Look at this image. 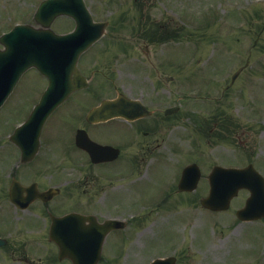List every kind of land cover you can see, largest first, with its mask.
<instances>
[{
  "label": "rangeland",
  "instance_id": "obj_1",
  "mask_svg": "<svg viewBox=\"0 0 264 264\" xmlns=\"http://www.w3.org/2000/svg\"><path fill=\"white\" fill-rule=\"evenodd\" d=\"M41 1L43 0H0V33L16 23H33L34 10ZM86 2L97 19L110 17L112 9L114 11V8L120 7L119 13L114 15H126L130 20L132 18L138 20L137 17L141 16L144 21L152 22L153 25L155 20H162L161 17H164L165 21L163 22H166L167 25L168 19L173 17V11L180 13L185 21H175L169 26L181 33L176 34L175 30H168V33L179 36L181 45L179 46V43H175L173 46L169 43L165 45L171 46L170 54L172 56L175 57L180 53L183 66L188 64L181 78L184 88L188 87L185 91L193 90L194 88L191 87L197 86L198 82L200 84L198 89H202V91L195 92L201 97L188 99L197 103L189 102L187 104L198 111V122L195 121V118L187 117L184 114L178 116L180 118L177 120L178 123H188L192 128L191 136L183 135L179 146L182 150L197 152L195 157H199L197 161L201 164L203 172V181L198 193L190 196L179 195L180 197L175 198L168 205L167 200L174 197V195L169 197L168 192L174 188V183L180 176V168L186 165L183 162L188 159L184 152L182 153L183 157L180 156L181 149L177 145L173 146L179 157L176 162L171 159L175 157L172 152L169 154L171 158L168 154H166V158H151L144 166H138L134 164V160L130 159L117 162L110 168V171L113 172L112 174H117L116 178H123L126 181L127 190L126 186L122 187V184L119 183L120 180L117 181L116 178H114L115 184L110 183L108 178L103 179V188L106 187L104 191L110 187H112V192L119 190L113 194L115 204L119 205L116 207L127 204L125 210L122 209L119 215L114 216L121 218L128 215L126 210H130V204L131 208L135 207L136 203L144 204L145 208L142 211V216L132 222L133 230L131 232H114L107 245L106 255L119 256L123 254L126 257H109V261H103L101 264H147L150 261V254L155 255L154 257H165L174 255V253L180 259H178V264H264V239L258 242H254L252 239L253 235L254 239L260 235H263L264 238V223L257 224L250 229L249 226L239 224L235 216V211L247 195L246 192L234 200L228 212L221 215L214 216L207 211L204 212L199 205L200 199L208 195L207 176L212 167L218 163H236L245 166L248 162H252L255 168L264 174V120H256L251 117L261 116L264 119V82L261 80L264 78V4L252 5L254 0H86ZM120 2H123V5ZM161 3L165 9L160 6ZM233 3L240 6L239 10L232 5ZM209 6L213 11H210L203 21L195 24L198 20L194 15L204 16V8ZM124 10H128V12L122 13ZM70 24L72 21L67 20L64 21L63 27L62 25L56 26H61L60 28L64 29ZM114 25L115 27L110 29L111 33L103 40L99 48L104 47L103 50H107L112 46V39H114L112 32H115L119 39L129 40L126 38L130 37V28L133 24L126 23L127 30H121V27ZM135 26L139 28V23L136 22ZM143 29L144 27L140 30ZM134 34L137 38L143 39L140 31ZM113 44L114 48H117L119 43ZM248 58H250V67L246 70L253 66L256 68L245 70L246 72L244 71L245 73L243 72L236 79L233 86L223 93V88L230 83L232 75L245 65ZM219 77L221 78L217 83L216 80ZM22 89V94L15 102L16 107L12 113L7 115V120L16 116L18 117L15 119L19 118L20 115H23L25 104L29 106L34 101V94L36 95L35 92H38V88L34 89L33 73L26 75L22 82ZM26 89L30 93H26ZM185 91L182 90L181 99ZM208 93L223 98L220 99V102H213L212 96H209ZM26 94L31 95L26 97ZM32 95L33 98H31ZM254 95L257 97L255 102L246 105L245 102L248 99L253 100ZM236 98L240 101H236ZM91 102L94 100L88 104L85 101L81 103L76 108L77 112L83 113L85 105L87 104L86 107H89ZM10 105L11 103H8L3 111H11ZM242 105L246 106L242 107ZM216 122L220 123L215 125ZM4 125H6V121H4ZM222 125L224 127H221ZM3 127L0 124V130ZM170 127L168 126L166 135L164 132L159 135V143L162 144L163 137L170 134ZM189 138L194 140V146H202L199 152L197 147L191 149ZM165 143L174 142L166 140ZM14 162L13 159L10 163ZM4 168L5 166H0L1 173ZM99 184H101L100 179H98L97 185ZM115 185L119 189H116ZM159 187H162L163 193L167 192L168 199L164 202L167 204L162 207V212L159 211L160 213L157 214V211L150 210L152 208L148 207L157 203L158 199L150 203V196L156 195V190ZM158 195L159 193L156 196ZM4 201L3 193L0 191V212L3 222L6 224L4 228L18 231L17 215L14 214L12 208H7L8 213L5 211ZM7 205L9 204L7 203ZM65 205H73V203L65 202ZM75 206L82 211L91 207L90 204L82 200H75ZM147 210L151 212H146ZM173 211H181V214L166 223L165 213ZM189 212L192 214L188 216ZM145 214L147 215L145 216ZM144 216L145 218H143ZM145 219L147 222L144 221ZM141 226L150 229L151 236L148 241L146 238L147 242H140L137 238L133 239L140 232L137 231V228ZM253 232H256L258 236L252 234ZM34 246L36 243L26 246L25 249L29 255L38 259L39 256L35 255ZM128 247L129 257L127 256ZM166 249L168 250L160 253Z\"/></svg>",
  "mask_w": 264,
  "mask_h": 264
},
{
  "label": "water",
  "instance_id": "obj_2",
  "mask_svg": "<svg viewBox=\"0 0 264 264\" xmlns=\"http://www.w3.org/2000/svg\"><path fill=\"white\" fill-rule=\"evenodd\" d=\"M54 8L58 11H67L68 13L76 16V18L80 21L81 25L86 23L89 19V15L84 4L80 0H56ZM49 11V8H42L40 12Z\"/></svg>",
  "mask_w": 264,
  "mask_h": 264
}]
</instances>
